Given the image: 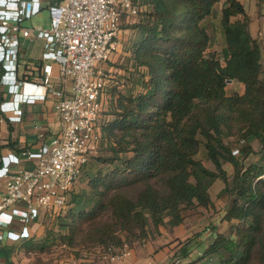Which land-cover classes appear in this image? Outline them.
Wrapping results in <instances>:
<instances>
[{
	"label": "trees",
	"instance_id": "obj_1",
	"mask_svg": "<svg viewBox=\"0 0 264 264\" xmlns=\"http://www.w3.org/2000/svg\"><path fill=\"white\" fill-rule=\"evenodd\" d=\"M133 1L139 17L127 28L137 37L125 70L135 80L128 92L117 85L108 90L114 102L110 111L104 105L99 120L100 145L107 153L92 155L83 169L81 179L90 194L73 189L66 208L55 216L59 239L72 245L77 218L110 208L113 221L103 229L106 236L98 248L101 254L114 253L124 243L115 228L146 239L166 222L178 226L185 210L215 206L209 189L220 179L219 194L230 199L221 217L229 231L213 230L199 259L249 264L264 230V71L245 7L239 0L225 2L219 21L223 48L217 52L210 50L204 22L220 0ZM229 80L243 84V92L228 93ZM234 124L240 125L238 140L244 143L237 154L225 142ZM251 139L262 144L261 162L246 164L254 152ZM202 143L215 170L196 158ZM225 163L233 167L231 177ZM152 180H160L162 187ZM137 184L144 188L136 197L124 193ZM55 236L48 229L45 240H28L24 248L44 249ZM180 250L188 255L189 248Z\"/></svg>",
	"mask_w": 264,
	"mask_h": 264
},
{
	"label": "built area",
	"instance_id": "obj_2",
	"mask_svg": "<svg viewBox=\"0 0 264 264\" xmlns=\"http://www.w3.org/2000/svg\"><path fill=\"white\" fill-rule=\"evenodd\" d=\"M44 8L48 27L24 25ZM139 11L133 0H0V121H20L24 103L49 97L60 122V130L37 150L1 158L0 241L30 238L33 224L66 208L101 141L108 91L100 64L117 50L123 17L137 19ZM33 35L43 41L40 68L23 54V40ZM23 159L34 161L33 167H20ZM129 255L124 245L102 259L123 264Z\"/></svg>",
	"mask_w": 264,
	"mask_h": 264
},
{
	"label": "rangeland",
	"instance_id": "obj_3",
	"mask_svg": "<svg viewBox=\"0 0 264 264\" xmlns=\"http://www.w3.org/2000/svg\"><path fill=\"white\" fill-rule=\"evenodd\" d=\"M137 5V2H134ZM138 6V5H137ZM218 12V6L215 10ZM221 16V15H220ZM135 20V17H130L128 20L126 17H123V22L121 24V28H127L128 25L132 24ZM49 11L47 8L42 9L41 13L31 19L25 21L24 25L30 28L37 29L39 26L48 27L49 26ZM205 26L208 29V32L211 36V44L210 50H215L220 52L223 48V37L220 30V23L218 18L211 14L207 20H205ZM129 31L126 33H130L131 29L127 28ZM124 33V32H122ZM125 35V34H124ZM125 37H122V41H124ZM25 47L27 49L26 55L35 57L39 55V51L41 49V44L38 41H26ZM114 53L110 56L109 60L100 64V67L105 71L106 74V85L107 91L111 86H118V89L121 92H128V89L132 87V80H135L134 76L129 77V71L125 70L129 68L128 61L126 59L122 60V56L112 59ZM262 62L264 65V56L262 58ZM264 71V69H263ZM264 76V73H263ZM244 86L243 84L235 81L233 83H228L227 92L238 91L243 92ZM106 101H105V109L109 110V102H114V99H110L109 93H107ZM50 105H52L51 100ZM105 110V111H106ZM110 111V110H109ZM108 119H113V116L107 114ZM240 125L234 124L232 129L228 132L227 137L225 138V142L234 147V154H237L236 149H238L239 145H243V142L238 140V135L240 134ZM250 145L254 149V152L247 156L244 160L246 164L250 162H261V149L262 144L257 139H251ZM101 153H107L105 147L99 145L98 151L95 155H99ZM196 158L200 159L203 164L211 170H215L214 165L209 160L207 156L206 149L203 143L199 147V152L196 155ZM224 168L227 169L230 177L233 173V167L229 163L224 164ZM264 177V176H263ZM152 184H154L157 188H161L162 184L160 180H152ZM224 187V183L220 179H216L211 187L210 193L212 198L215 201L214 207L209 208H201V207H192L184 211L185 219L181 226L177 228V231L173 230L174 226H171L168 222H166L163 226H161V230H154L150 232V235L146 239H138L136 236L128 235L125 230H118L115 228L114 233L118 237L123 239V246L127 245L129 248L135 247L138 245H143L147 243V240L155 237L159 234H163L168 236L170 234H178V237L174 238V240L170 243L173 246L170 247V252L163 254L161 264H170L173 261H179L180 264H210V262H214L215 259L209 261V263L200 261V257L203 254V250L207 244V237L211 236L207 234L211 230H220L222 232L229 231V224L223 223L221 220L222 215L225 210L230 205V199L227 195H220L221 189ZM144 188L143 184H137L124 189V193L130 197H136L137 194ZM264 191V188L262 189ZM77 193H85L90 194L91 189L88 184H86L82 179H80L74 187V190ZM19 206H23L20 204ZM89 209V208H88ZM52 217L47 216V219L42 221L40 227H45V231L52 224ZM112 213L110 208L99 209L96 210L95 213L88 215L85 218H77L76 219V229L73 236L74 243L72 245H68L66 241L61 243L58 231L59 227L57 225H53V227H57L56 230H53L57 236L52 239L50 244H46L44 249H40L39 247L36 250L30 251V253H26V261L27 264H60L62 260H65L71 255L81 256L86 260V264L90 262L100 261L101 253H99V239L101 236H106V232H103L105 226L109 223H112ZM16 225V224H15ZM170 226V227H169ZM165 229V231H164ZM44 231V234H45ZM165 232V233H164ZM62 233H65L62 231ZM42 234V235H44ZM61 236V235H60ZM66 237V236H64ZM205 238L204 240H201ZM41 239V240H40ZM37 239L42 241L44 238ZM45 240V239H44ZM57 240V241H56ZM167 244V245H170ZM121 246V247H123ZM183 246L189 248V252L187 256H184L182 251L180 250ZM120 247V248H121ZM161 249V248H160ZM172 252V255L169 253ZM264 254V230L260 235L259 243L257 244L253 258L249 264H264L262 260V255ZM90 260V261H89ZM67 261V260H65Z\"/></svg>",
	"mask_w": 264,
	"mask_h": 264
},
{
	"label": "crops",
	"instance_id": "obj_4",
	"mask_svg": "<svg viewBox=\"0 0 264 264\" xmlns=\"http://www.w3.org/2000/svg\"><path fill=\"white\" fill-rule=\"evenodd\" d=\"M227 0H220L215 4L212 14H214L218 20L220 21L221 10ZM245 7L246 14L249 17V30L254 39L258 42L262 58L264 56V0H239ZM218 6V12L215 13L216 8ZM211 16V15H210ZM208 16L207 18H209ZM207 18L205 20H207ZM237 18L242 19V16H238ZM129 30L127 28L122 29L119 37V45L117 50L114 52V56L112 59L118 58L119 55L122 56V60L126 59V56H129V47L132 44V41L137 37V33L132 31L130 33H126ZM124 32V33H122ZM125 34V35H124ZM122 37H125L124 41H122ZM38 41L41 44V49L39 51V55L32 57L26 55V41ZM43 47V41L41 39L36 38V36H32L29 39L23 40V54L28 57L36 67L40 68L41 66V52ZM215 51V50H214ZM110 61V60H109ZM110 62H113L112 60ZM263 64V62H262ZM264 69V65H263ZM2 72L0 68V73ZM37 74V71L34 69V75ZM55 74H57V69H55ZM55 86H59L57 78L54 79ZM233 83V81L231 82ZM4 88L0 85V98L3 97ZM51 98H44L43 100H38V98H33L32 101L24 103L23 105V115L20 121L17 122H9L4 119L0 121V166L2 165L1 158L10 153L20 155L23 151H34L40 148L43 144L50 141L51 137L56 134L60 130V122L59 117L53 109V102L50 105ZM1 117V116H0ZM34 161H28L23 159L20 167L22 168H32ZM4 190V181L0 179V195ZM202 208V207H201ZM47 219V217L45 218ZM52 220V224L48 229L56 230L57 227H53L55 225L54 219ZM44 221V219L42 220ZM42 221H39L31 227L32 236L27 239H22L20 241H12L9 239H4L0 241V264H27L26 261V253H30V251L25 250V242L28 240H37L42 237H45L47 231H45V227H40ZM184 222V221H183ZM182 222V223H183ZM223 223H227L222 221ZM182 223L178 226H174L173 230L177 231V228L182 225ZM18 225L16 224L15 227ZM170 227V226H169ZM161 230V227L159 228ZM45 231V234H44ZM165 231V229H164ZM220 231V230H219ZM165 233V232H164ZM44 234V235H42ZM211 236L207 237L206 246L213 240V230L208 232ZM178 237V234H170L165 236L163 234H159L151 239L147 240V243L143 245H138L130 248V255L126 258L123 264H161L163 254L168 255L170 252V247L173 244H170L174 238ZM202 238L201 240H204ZM170 244V245H167ZM205 246V247H206ZM161 248V249H160ZM120 248L117 249V251ZM100 250V249H99ZM116 251V252H117ZM100 253V251H98ZM101 258L100 261L90 262L87 264H106V262ZM172 255V252L169 253ZM67 260V261H65ZM62 260L60 264H86L87 259H83L81 256L77 257L71 255V257ZM90 261V260H89Z\"/></svg>",
	"mask_w": 264,
	"mask_h": 264
},
{
	"label": "water",
	"instance_id": "obj_5",
	"mask_svg": "<svg viewBox=\"0 0 264 264\" xmlns=\"http://www.w3.org/2000/svg\"><path fill=\"white\" fill-rule=\"evenodd\" d=\"M231 82H232V80H229V81H228V83H231Z\"/></svg>",
	"mask_w": 264,
	"mask_h": 264
}]
</instances>
